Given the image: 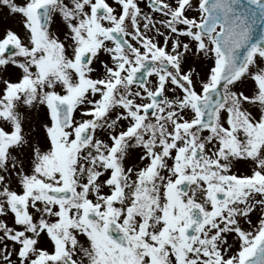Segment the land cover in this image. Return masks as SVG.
I'll return each mask as SVG.
<instances>
[{
	"label": "snow or ice",
	"instance_id": "1",
	"mask_svg": "<svg viewBox=\"0 0 264 264\" xmlns=\"http://www.w3.org/2000/svg\"><path fill=\"white\" fill-rule=\"evenodd\" d=\"M0 264H264V0H0Z\"/></svg>",
	"mask_w": 264,
	"mask_h": 264
}]
</instances>
